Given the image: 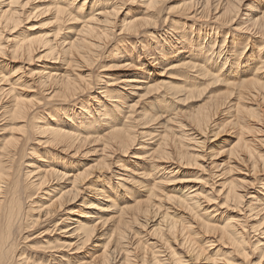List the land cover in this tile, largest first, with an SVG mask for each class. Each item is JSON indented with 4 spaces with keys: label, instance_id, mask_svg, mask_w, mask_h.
I'll return each instance as SVG.
<instances>
[{
    "label": "bare ground",
    "instance_id": "bare-ground-1",
    "mask_svg": "<svg viewBox=\"0 0 264 264\" xmlns=\"http://www.w3.org/2000/svg\"><path fill=\"white\" fill-rule=\"evenodd\" d=\"M32 1L0 0V264H264V8ZM48 13L52 33L18 38ZM226 126L227 159L201 161L206 135ZM56 158L91 163L71 171ZM191 170L211 187L163 188ZM147 182L125 201L115 190ZM49 226L66 238L28 244Z\"/></svg>",
    "mask_w": 264,
    "mask_h": 264
},
{
    "label": "rangeland",
    "instance_id": "rangeland-1",
    "mask_svg": "<svg viewBox=\"0 0 264 264\" xmlns=\"http://www.w3.org/2000/svg\"><path fill=\"white\" fill-rule=\"evenodd\" d=\"M179 1L180 0H168V2L166 3V8H169L170 6H173V5H176V4H178L179 3ZM251 2H253V5L255 6V8L256 9H254V11L255 12H257V11H259L260 9H262V8H264V0H250L249 1V3H251ZM49 4V1H45V0H33L31 3H30V6L28 7V9L29 8H32V10L34 11V10H44L45 9V5L46 4ZM129 7V6H128ZM128 7L126 8V10L128 9ZM139 7H141V6H138V5H133L132 7H130L129 9H128V14L130 13H134V12H136V10H138L139 9ZM86 8V7H85ZM126 10H124V13H125V11ZM87 11H88V9H87ZM34 20H32V22H33ZM51 21H52V19H51V15L48 13V15H46V16H44V17H42L41 19H39V20H37V21H34V23H36V26H37V28L35 27L34 29H28V31H25L24 30V33L23 34H21V35H19L18 36V38H20L21 36H24L25 34H27L28 33V35H32V36H34V35H42V34H49V33H52V31H53V28H54V26H55V24L53 23H51ZM31 22V21H30ZM43 22H48L49 23V25L48 24H46V25H42V26H40L39 25V23H43ZM39 25V26H38ZM66 26H72V27H75L76 28V24H68V25H66ZM74 29V28H73ZM68 35H70V34H68ZM7 36V33L6 32H4L3 34H2V37H6ZM253 49V48H252ZM251 49V50H252ZM108 52H106L105 54H107ZM2 59V58H1ZM1 59H0V61H1ZM3 61H6V59H4ZM46 63H48V62H46ZM13 64V63H12ZM11 64V65H12ZM16 64V63H15ZM19 64V63H18ZM156 69H158V68H156ZM114 70H116V69H114ZM111 71H113V70H111ZM103 80H105V79H103ZM99 86H102V85H99ZM203 88H205V86H203ZM224 89V87H223V85H221V84H218L216 87H214V88H210L209 90L210 91H212V92H219V91H222ZM207 90L208 89H205V91H203L204 93L205 92H207ZM98 92L100 91V89H98L97 90ZM97 91H95V94H98V93H96ZM36 94L34 93V92H31L30 94H27L26 96L27 97H34ZM92 100H94V99H92ZM92 100H90V102L92 101ZM198 103H200V101H194V102H192V103H189L188 105H186L185 106V108H188V107H190V106H193L194 104H198ZM66 121V119H64L63 118V121ZM0 127H2V124H0ZM214 128V127H213ZM225 129H227L226 130V132L227 133H222V134H219L216 138H214L213 137V135H212V133H209V134H207L206 136H208V141H206L205 142V144H204V146H203V148H202V150H200L199 152H202V153H206L202 158H201V161H207V162H209L210 161V157L211 156H209V154H211V153H213V152H219V155H217V156H215L214 158H212V160L214 161V162H217V163H221V162H223L224 160H226L227 159V157H226V155H227V153L228 152H230V150L231 149H229L230 148V146L232 145V143L234 142V137H232V135H230V134H228V132L230 131L229 130V126H226L225 127ZM225 132V131H224ZM0 136H8V134H5L4 135V133L2 134V135H0ZM200 135H198L197 137H199ZM30 147H34L35 148V152L39 155L38 157L40 158V159H35V160H39L38 162H39V164H41V165H43L45 162H49L50 161V159L52 158L51 157V155H49V153H48V151H46L45 149H44V147H41V146H39L37 143H36V141H34V139H33V141H31V143H30ZM198 150V149H197ZM31 159H33L32 157H30V156H28V158L26 159L27 161H30ZM55 160H57V161H59L61 164H63V165H65V166H68V168H69V170H71V171H74L75 170V166H77V167H79V166H81V164H86L87 166L91 163V162H85V160L84 159H82V160H80V159H78V158H75V159H69L68 158V161H66V163H63L62 161H60L58 158H56ZM41 162H43V164L41 163ZM233 164H235V166L236 167H238V168H241V169H243V167L241 166V165H238V164H236V163H234L233 162ZM203 165H205V164H203ZM60 167H62V165H59L58 166V168H60ZM71 168V169H70ZM115 170H117L116 168H115ZM191 171H193L192 172V174L191 175H184V174H177L176 176L174 175L173 177H170L172 180L169 182V183H166L164 186H163V188H165V190L166 191H168V192H170V193H178V194H180L181 193V188H183V185H185V184H187V185H193V184H195V185H197V184H199V186L201 187V188H203V189H206L207 187L206 186H210L211 187V185H208V184H206V183H210V180H207L206 182L205 181H203L204 180V178H202V177H205L204 176V174L203 173H200V172H194L195 170H191ZM237 172V171H236ZM233 174H237V173H235V171L233 172ZM166 175V174H165ZM226 176H228V175H224V177L223 178H225ZM179 178L180 179H184V180H189V182L187 183V181H182V182H175V180H179ZM150 180V179H149ZM149 180H148V182H149ZM116 182L117 181V179H113V182ZM148 182L144 185V186H142V184L141 185H139L138 187H133L132 185H130V184H128V183H125V185H126V187H127V191H123L122 189H120V188H115V190L117 191V192H119V198L121 197V199H122V201H125V200H127L128 198H129V194H138V193H141V196H142V194L144 193V190L146 189V186H147V184H148ZM264 182V181H263ZM101 183L103 184V183H105V180H103L102 179V181H101ZM62 185H63V183H62ZM115 185V184H114ZM134 185V184H133ZM138 188H139V190L140 191H137L138 190ZM108 189V188H107ZM111 189V188H110ZM203 189H198L197 191H200V190H203ZM256 189H258V188H256ZM184 190V189H183ZM131 192H135V193H131ZM98 200H102V199H94V201H96L95 202V204H105L106 205V201H104V200H102L101 202L100 201H98ZM43 201H39V203H42ZM80 204H81V209H80V212L81 213H74L73 214V217H76V218H78V219H83L84 218V214L83 213H87V212H89V211H91L92 209H90L89 207H85V205H83L84 203H82V202H80L79 203V206H80ZM75 209H77V208H75ZM174 209V208H173ZM94 211V210H93ZM178 211V210H177ZM181 214L183 213L182 211H179ZM105 215H107V216H109L111 213H104ZM181 214H179V215H181ZM184 214V213H183ZM68 223V222H67ZM42 228H45L44 226L42 227ZM49 232H47V233H44V234H42V235H36V234H34V237L30 240V242L28 243V244H31V245H37L38 244V242H39V239H41V237H42V239L44 238V240L45 239H48L50 242H52L53 240H56L57 238L59 239V238H61V241L64 239V238H66V235H63V237H62V234H60V235H58L59 234V231L61 232V230L62 229H64L65 227H63L62 226V228H61V230H51L52 228L49 226ZM43 230V229H42ZM42 230H40V231H42ZM36 235V236H35ZM92 243V242H91ZM102 243H104V239L103 238H100V239H97V240H94V242L92 243V244H90V245H88V247H93V245L94 244H102ZM173 246H174V244H172ZM93 249L94 248H91L90 249V251L89 252H92L93 251ZM86 250V249H85ZM84 250V251H85ZM84 251H82V252H84ZM65 251H60V252H58L57 254H65L64 253ZM209 253V251L207 250L206 251V255ZM71 255V254H70ZM205 255V256H206ZM190 256L189 255H187V257L185 256L184 257V259H190L189 258ZM203 258V257H202ZM205 258V257H204ZM200 259V262L198 263V264H208L207 262H208V259ZM188 262H191L192 263V261L191 260H189ZM190 263V264H191ZM186 264H188V263H186Z\"/></svg>",
    "mask_w": 264,
    "mask_h": 264
}]
</instances>
